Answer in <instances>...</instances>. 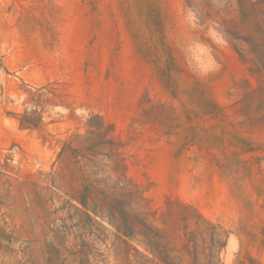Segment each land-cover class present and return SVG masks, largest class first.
<instances>
[{
    "label": "rangeland",
    "instance_id": "rangeland-1",
    "mask_svg": "<svg viewBox=\"0 0 264 264\" xmlns=\"http://www.w3.org/2000/svg\"><path fill=\"white\" fill-rule=\"evenodd\" d=\"M0 264H264V0H0Z\"/></svg>",
    "mask_w": 264,
    "mask_h": 264
},
{
    "label": "trees",
    "instance_id": "trees-1",
    "mask_svg": "<svg viewBox=\"0 0 264 264\" xmlns=\"http://www.w3.org/2000/svg\"><path fill=\"white\" fill-rule=\"evenodd\" d=\"M147 244H149V243H147ZM149 246V245H148Z\"/></svg>",
    "mask_w": 264,
    "mask_h": 264
}]
</instances>
